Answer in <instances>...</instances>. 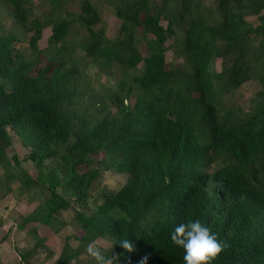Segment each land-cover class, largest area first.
<instances>
[{
    "label": "trees",
    "instance_id": "1",
    "mask_svg": "<svg viewBox=\"0 0 264 264\" xmlns=\"http://www.w3.org/2000/svg\"><path fill=\"white\" fill-rule=\"evenodd\" d=\"M46 1L38 17L31 0H0L32 34L36 56L43 29L51 30L50 53L38 69L16 35H0V168L7 183L16 173L24 189L48 183V198L20 229H54L56 215L85 206L100 171H111L125 174L124 184L99 193L89 212L76 211L78 245L66 238L57 264L76 263L94 239L115 245L119 264H184L171 233L190 219L228 245L212 264H264V0H216L215 11L201 0H114V39L94 30L101 15L89 0L79 1L78 13L67 10L74 0ZM75 26L85 39L65 45ZM170 38L177 66L167 64ZM82 64L106 77L116 67L120 74L96 93ZM253 81L259 88L246 107L231 99ZM9 131L30 150L22 160L7 153ZM21 162L32 163L36 176ZM124 238L134 252L120 246Z\"/></svg>",
    "mask_w": 264,
    "mask_h": 264
},
{
    "label": "rangeland",
    "instance_id": "2",
    "mask_svg": "<svg viewBox=\"0 0 264 264\" xmlns=\"http://www.w3.org/2000/svg\"><path fill=\"white\" fill-rule=\"evenodd\" d=\"M76 4L69 5L67 10L73 13L79 12V1L74 0ZM93 3L100 15L101 22L94 27L95 31L103 28L105 36L114 39L118 35L120 21L114 14L111 4L114 0H89ZM203 5L208 9L215 11L216 0H201ZM154 4L160 5L162 0H153ZM33 16L41 17L48 10V3L46 0H31ZM249 21H254L253 17L248 18ZM165 24V22H163ZM12 33L18 37L17 44L21 51L30 58V60L37 59L36 69L44 66L50 53L51 47L50 36L51 30L43 29L40 40L38 41L39 55H35L29 46V39L31 33L15 23L11 8L5 3L0 2V35H7ZM85 37L82 30L77 26L74 27L69 37L66 39L65 45L78 46ZM167 46H171V50L166 53L167 64L179 65L182 63L181 59H175L174 47L175 42L172 38L169 39ZM140 51L145 52L143 43H140ZM84 57V52L78 48L75 58L80 61ZM214 68L217 72L221 70V61H215ZM80 72L88 87L96 93H102L113 82V78L120 74V70L114 68L115 75L113 77H106L99 75L97 68L92 65L80 66ZM118 79V78H117ZM257 82H249L239 88L231 99L236 100L238 104L246 107L249 99L258 90ZM87 91V90H86ZM88 96L85 97V100ZM12 137V147L8 149L9 156L17 155L22 160L30 150L24 147L21 140L13 131H9ZM47 168L53 164L47 163ZM21 167L31 177H35L37 170L30 162H21ZM95 168H98L96 165ZM87 167H82V170H87ZM212 170V169H211ZM16 174V173H15ZM14 174V178L7 183V172L0 168V240L4 237V242L0 244V264H57V259L63 248V243L69 237V243L72 248H76L78 241L74 239L75 236H80L77 225L72 222L73 217L78 210L89 212L91 208L98 205L97 196L102 191H117L122 187L126 180L125 174H117L111 171H100V176L95 182L89 192L87 203L82 208L75 207L65 212H60L56 215L54 222V229L50 226L41 225L38 223L27 224L23 229H20L22 218L33 212L40 204H42L49 196L48 183L38 182L37 185H32L30 189H24L20 186V181ZM59 193L63 194L61 188ZM57 229V230H56ZM57 231V232H56ZM39 239H43L41 245L37 246ZM102 243L107 242L100 240ZM109 246L111 244L107 242ZM95 261L87 254L81 255L75 264H88Z\"/></svg>",
    "mask_w": 264,
    "mask_h": 264
},
{
    "label": "clouds",
    "instance_id": "3",
    "mask_svg": "<svg viewBox=\"0 0 264 264\" xmlns=\"http://www.w3.org/2000/svg\"><path fill=\"white\" fill-rule=\"evenodd\" d=\"M171 241L184 250V264H212V261L217 260L228 247L198 219L179 223L171 233ZM119 244L129 253L135 251L134 245L128 238L121 239ZM114 246L94 239L88 243L85 252L95 264H119L118 257L113 255ZM109 250L112 252L110 256L106 255Z\"/></svg>",
    "mask_w": 264,
    "mask_h": 264
}]
</instances>
